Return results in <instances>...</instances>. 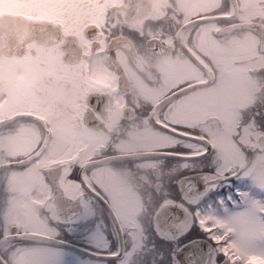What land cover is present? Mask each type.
Masks as SVG:
<instances>
[{"label":"flooded vegetation","instance_id":"obj_1","mask_svg":"<svg viewBox=\"0 0 264 264\" xmlns=\"http://www.w3.org/2000/svg\"><path fill=\"white\" fill-rule=\"evenodd\" d=\"M0 3V15L54 25V35L46 41L32 40L19 54L0 55V126L23 129L22 142L34 150L25 159L40 151L53 153L46 155L48 166L41 172L45 208L50 211L55 204L62 214L80 218L71 233H63L65 247L79 259L89 257L86 250L92 248L97 225H107L113 246H123L126 237H113L116 230L106 209L81 208L66 198L61 185L79 193L73 181L85 168L87 178L116 177L128 199L143 206L141 219L147 224L157 199L155 186L169 180L142 167L139 158L173 142L175 137L161 129L177 132L173 125H184L189 131L182 133L228 151L253 118L264 127L259 115L264 111V68L252 67L264 64L262 0ZM244 25H257L261 32ZM246 77L256 78V85ZM41 101L44 108L32 112ZM29 114L35 119L16 120ZM121 142L125 149L114 152L112 146ZM198 167L193 161L178 175ZM229 179L235 187H247ZM34 197L40 199L35 189ZM146 230L151 242V226ZM157 248L167 252L170 243L157 238ZM151 256L142 253L139 264H150Z\"/></svg>","mask_w":264,"mask_h":264},{"label":"snow or ice","instance_id":"obj_2","mask_svg":"<svg viewBox=\"0 0 264 264\" xmlns=\"http://www.w3.org/2000/svg\"><path fill=\"white\" fill-rule=\"evenodd\" d=\"M252 67L264 68V64ZM246 79L252 86L257 83L254 77ZM260 89L264 95V80ZM44 106L41 101L32 112ZM98 111L103 114L104 105ZM259 115L264 120V111ZM33 119L30 114L16 117ZM173 127L178 131L161 129L175 137L173 142L139 158L142 167L169 180L155 186L157 199L147 224L141 219L143 206L128 199L116 177L87 178L85 168L73 181L79 193L61 185L66 198L77 200L81 208L106 209L116 230L113 237H126L123 246H113L107 225H97L92 248L86 250L89 257L79 259L65 247L63 233H71L80 218L62 214L55 204L50 211L45 208L41 172L48 166L46 155L53 153L40 151L25 159L34 150L22 142L23 129L0 126V264H139L138 257L145 252L152 254L150 264H264V195H254L264 194V127L253 118L228 151L208 140L182 135L189 131L184 125ZM103 139L107 141L106 136ZM125 147L121 142L112 150L120 152ZM193 161L198 162V170L178 175ZM230 177L246 182L247 187H235ZM34 189L40 199L34 197ZM149 225L154 233L151 242ZM157 238L170 243L167 252L158 250Z\"/></svg>","mask_w":264,"mask_h":264},{"label":"water","instance_id":"obj_3","mask_svg":"<svg viewBox=\"0 0 264 264\" xmlns=\"http://www.w3.org/2000/svg\"><path fill=\"white\" fill-rule=\"evenodd\" d=\"M245 26L257 29L261 32V29L257 25ZM53 32L54 25L48 22L29 20L20 16L10 14L0 16V55L2 53H18L24 48V45L32 39L46 41V38H51L54 35ZM262 35L264 39V34ZM197 86L198 85H194L192 87L181 90L176 93V95H179ZM174 95L168 98V100L173 98ZM181 134L189 135L184 133ZM190 136H192L194 139H202L193 135ZM150 154L155 153H149V155Z\"/></svg>","mask_w":264,"mask_h":264},{"label":"rangeland","instance_id":"obj_4","mask_svg":"<svg viewBox=\"0 0 264 264\" xmlns=\"http://www.w3.org/2000/svg\"><path fill=\"white\" fill-rule=\"evenodd\" d=\"M0 6H1V3H0ZM254 195H264V194L255 193V192H254ZM256 264H260V262H256Z\"/></svg>","mask_w":264,"mask_h":264}]
</instances>
